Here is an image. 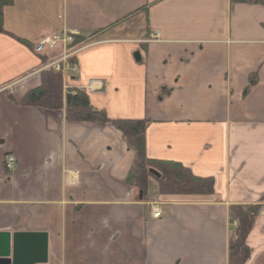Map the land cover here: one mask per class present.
I'll use <instances>...</instances> for the list:
<instances>
[{"label":"crops","instance_id":"0c3cea01","mask_svg":"<svg viewBox=\"0 0 264 264\" xmlns=\"http://www.w3.org/2000/svg\"><path fill=\"white\" fill-rule=\"evenodd\" d=\"M4 27L31 45L0 34V88L13 85L0 93V232L46 234L42 264H229L231 207L256 205L246 264H264V5L13 0ZM66 33L92 39L64 90H85L110 120H146L147 158L212 178V195L129 183L135 153L120 131L21 105L42 58L64 54L36 45Z\"/></svg>","mask_w":264,"mask_h":264},{"label":"trees","instance_id":"16d2710c","mask_svg":"<svg viewBox=\"0 0 264 264\" xmlns=\"http://www.w3.org/2000/svg\"><path fill=\"white\" fill-rule=\"evenodd\" d=\"M13 0H0V34L13 37L25 45L28 41L9 33L4 27L5 8L12 5ZM232 5H264V0H231ZM92 36V35H91ZM92 37H74L69 48L88 43ZM46 61V58H42ZM74 64V60H71ZM21 105L38 107L50 111L65 110L66 118L71 122L98 121L109 124L123 135L127 145L135 153V164L127 181L129 183H145L149 178L154 179L160 195H212L214 180L199 178L177 162H164L148 159L145 152L146 120H110L103 112L95 109L85 90H64V76L61 72L47 69L42 73L40 87L29 91L22 99ZM150 169L157 171L161 177L152 176ZM233 223H236L229 240V264H246L251 256L247 239L251 234L259 207L256 205L232 206Z\"/></svg>","mask_w":264,"mask_h":264},{"label":"water","instance_id":"95a60500","mask_svg":"<svg viewBox=\"0 0 264 264\" xmlns=\"http://www.w3.org/2000/svg\"><path fill=\"white\" fill-rule=\"evenodd\" d=\"M135 57L140 58L139 54ZM150 173L160 178L155 170H150ZM47 257L46 234L0 232V264H42L47 262Z\"/></svg>","mask_w":264,"mask_h":264},{"label":"built area","instance_id":"2783aa9c","mask_svg":"<svg viewBox=\"0 0 264 264\" xmlns=\"http://www.w3.org/2000/svg\"><path fill=\"white\" fill-rule=\"evenodd\" d=\"M59 41H60L59 38H53V39L46 38L38 46L37 52L38 53L43 52L47 46L54 47ZM68 41H71V38L64 39V42H68ZM66 59L64 57L63 59L52 63L54 65L57 64V66L54 67V69L57 70V71L62 70L63 69L62 62L65 64L66 63ZM16 165H17V160L15 159V157L9 156V157L6 158V169L8 171H12L16 167ZM152 216L154 218H159L161 216V210H160V208L158 206L153 208Z\"/></svg>","mask_w":264,"mask_h":264},{"label":"rangeland","instance_id":"374dc122","mask_svg":"<svg viewBox=\"0 0 264 264\" xmlns=\"http://www.w3.org/2000/svg\"><path fill=\"white\" fill-rule=\"evenodd\" d=\"M78 51V49H74V50H66V49H64V53L67 55L66 57H65V59L67 58L68 59V57H70V56H73L74 54H75V52H77ZM74 57V56H73ZM46 64V63H45ZM57 66V64H50V65H47V66H44V68L47 70L48 68L49 69H53L54 67H56ZM13 85H11V86H9V88L6 90V92H9V90H11V89H13V87H12ZM89 96V95H88ZM153 180V179H152ZM150 184H154V180L153 181H151L150 182Z\"/></svg>","mask_w":264,"mask_h":264}]
</instances>
